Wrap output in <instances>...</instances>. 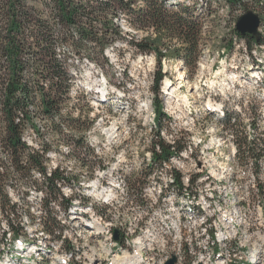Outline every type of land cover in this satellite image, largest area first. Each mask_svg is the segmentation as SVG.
<instances>
[{"label":"rangeland","instance_id":"obj_1","mask_svg":"<svg viewBox=\"0 0 264 264\" xmlns=\"http://www.w3.org/2000/svg\"><path fill=\"white\" fill-rule=\"evenodd\" d=\"M179 1H196L200 7L203 24H205V31H201V52L197 62V72L192 78L187 77L179 58L171 60L164 58V62L162 61L163 72H166V75L161 83L160 96L163 99L166 117L161 119L158 132L165 142L172 143L175 139L181 147L190 146V149H183L179 155H173L170 158L172 168L178 169L176 172L182 175H187L185 186L183 182H181L183 187L175 184L177 183L175 171L170 169L169 161L150 162L149 147L151 142L156 140L154 132L158 129L153 121L152 105V76L156 69V62L153 52L139 53L127 41L146 35L154 37V33L152 29L138 30L125 23L123 14L118 12L115 16V23L121 25L124 39L106 47L103 56L92 43L85 44L86 51L78 52L75 51L70 41L56 39L53 43L56 55L64 61L65 68L73 79L69 91L65 94V102L61 105V112L71 117H76L78 113H81V129L70 130L62 124L60 125L61 130L57 132L58 120L54 119L56 124H50L45 120L37 108V99L35 104L29 107L32 112V123L37 131L27 125L21 136L31 149L43 155L47 170L60 166L66 179L59 183L60 192L63 196L67 195L66 198H71V208L76 211L65 212L63 207L65 203L58 205L57 202L52 203L53 200L50 202L52 203L49 204L51 215L58 221L56 231L61 230L62 233L61 238L56 239L57 234L45 233L42 228V219L45 216L42 202L46 195V192L41 189L43 177L37 171L30 174L31 180L27 183L11 177L6 181L7 197L14 204L10 217L14 223H19L23 228L20 229L22 232L14 234L12 238L0 240V264H39L41 262L58 264L56 259L68 263V258L80 257L84 250L86 257L80 264H113L115 258L122 256L118 248L120 246L113 244L110 233L86 228L83 218L102 215L104 220L109 219L113 222L116 210L120 212L118 226L128 225L131 219L127 217V210L123 209V204H117L124 194L128 179L131 183L128 188L131 186L135 188L136 185L133 184L140 183V186L144 187V192L152 195L153 205H155L153 210H149L150 215L148 214L143 220V224L146 219L150 222L148 223L150 233L148 243H151L152 248L154 247V253L148 250L144 253V259L150 260L153 256L154 260L161 258L157 248H162V238H155L160 231L161 234L171 233L178 236L174 237V245L177 249L180 248L179 262L180 264H192L197 260V253L201 251L204 243H199L196 226H190V224L202 223L212 216L215 228L213 234L217 232L216 229L225 231V233H231L230 229L244 230L243 235L247 246L241 250V255L246 250V256L249 258V253L257 252L252 243H257L260 247L262 245L260 264H264V236H262V241L254 229H250V218L244 216V213L252 212L253 208L257 209V207L256 205L253 207L250 203H242L243 196L255 198L258 194L256 186H253L254 173L263 174L261 179L264 183V154L260 152L262 160L258 166L261 168L248 160L245 161L244 167V160L235 155L234 144L242 133L252 135L255 131V141L263 142L259 144L260 148L264 145V34L258 33L262 41L260 47L257 50L254 49V53L248 50L247 54H242L241 48L232 47L234 26L236 27V23L233 25L236 18L233 13L237 9L236 6L230 7L224 0ZM139 4L140 2L136 5ZM250 6L252 4L247 3L243 8L251 9ZM254 6L252 8L256 13L264 11L261 5ZM51 10L52 4L48 1L40 4L36 13L48 16L49 27L57 31L60 26L57 20L51 19ZM261 19L264 31V14ZM173 43L174 40L165 41L167 46ZM162 50L166 51V49ZM167 79L171 84L169 90H165ZM103 92L106 93L105 96L100 94ZM102 99L105 101H101ZM222 113L224 115L228 113L232 119L236 120V125L232 130L233 136L226 135L228 130H224L220 124ZM253 123L256 129H253ZM2 138L3 127L0 124V144ZM78 138L83 140L84 147L75 146L73 142ZM42 149L45 150L44 154ZM1 154L8 155L2 148ZM184 161H187L188 165ZM97 163H105V171L97 173L93 168ZM180 165H183L182 168ZM31 181H35V184ZM11 183L13 186L9 185ZM263 191L259 190V196L263 197L264 202ZM155 200H158L157 203H154ZM1 201L0 198V203ZM159 207H163L161 215L156 214ZM225 212H229L230 215L227 221L225 218L222 219ZM8 217L6 213H0V238L3 231L6 233L11 231L7 226ZM143 224V229H145V224ZM187 226L189 229H186ZM123 232L130 233V229L124 228ZM152 236L154 237L151 238ZM16 238L18 241H15ZM132 238L134 239L135 235ZM113 240H116L114 234ZM64 241H69V245L65 247ZM215 242L217 246H215L214 254L219 256L224 250L223 243L218 242L217 239ZM69 247H72L71 257H68ZM132 254L131 251L130 255Z\"/></svg>","mask_w":264,"mask_h":264},{"label":"trees","instance_id":"obj_2","mask_svg":"<svg viewBox=\"0 0 264 264\" xmlns=\"http://www.w3.org/2000/svg\"><path fill=\"white\" fill-rule=\"evenodd\" d=\"M48 1L52 4L51 19L57 20L60 26L57 31L49 27L48 16L36 13L40 4ZM224 1L230 7L247 4L244 0ZM250 1L252 7H255L254 5L264 7V0ZM138 2L140 4L136 5ZM199 8L196 1L179 0L174 2L172 0H0V124L3 127L0 149L6 150L10 159L8 168L4 171L0 170L2 199L0 213L9 216L7 226L13 235L22 232L20 229L23 227L19 223H14L10 217L14 204L7 197L6 181L15 177L27 183L31 180L30 174L37 171L43 177L41 189L46 192L42 202L45 214L42 228L49 234H57L56 239L62 236L61 230L56 232L58 221L51 215L48 207L50 197H60L61 179H58L59 173L55 169L58 168L63 175L62 170L60 166L47 170L43 155L31 149L21 138L27 125L37 131L32 123V112L29 109L37 99V108L43 118L50 124H56L55 118L58 120L57 132L61 130L62 124L70 130L81 129V113L71 117L61 112L65 94L69 91L73 79L68 74L64 61L56 55L54 41L56 39L70 41L77 52L86 51L85 44L92 43L103 56L106 47L124 39L121 25L115 23L118 12L123 14V21L134 28L143 31L152 29L154 37L146 35L139 39H130L127 43L139 53H154L156 69L152 76V105L153 121L158 128L154 135H157L161 119L166 117L163 99L160 96V86L166 75V72H163L162 59L179 58L187 77L192 78L195 75L201 52L200 38L203 25ZM257 13L260 19L259 27L263 22L261 17L264 11ZM236 21L235 18L234 22ZM236 32L234 26V34ZM258 33L261 35L259 31ZM243 36L246 37L250 49L256 42L255 37L250 34ZM166 40L169 42L174 40V43L167 46ZM220 122L222 128L228 130L226 135L233 136L232 130L236 120L226 113ZM255 142L247 141L246 135L242 133L235 141L236 157L258 166L262 158L261 154L264 153V145L260 150V146ZM73 143L79 148L84 147L81 138ZM157 144L160 152L155 151V141H152L149 147L152 163L167 162L162 159L178 155L182 150L175 139L172 143H166L157 137ZM42 152L44 154L45 150L42 149ZM257 153L259 159L255 160ZM251 157L254 160H250ZM176 182L175 184L183 187L178 179ZM31 183L35 184V181ZM11 184L9 185L13 186ZM66 199L64 211H67L71 203V198ZM2 239H5L3 234L0 240ZM70 249L71 247L68 248L69 251Z\"/></svg>","mask_w":264,"mask_h":264},{"label":"built area","instance_id":"obj_3","mask_svg":"<svg viewBox=\"0 0 264 264\" xmlns=\"http://www.w3.org/2000/svg\"><path fill=\"white\" fill-rule=\"evenodd\" d=\"M244 1L246 3L251 4L250 0H244ZM243 6L245 5L236 6L237 9L233 13L236 16V19H238V17L242 15L246 10H251V9L254 10L252 6H250L251 9H245L243 8ZM253 10L251 11L255 13V10L254 11ZM230 13L232 12L230 11ZM257 32H258V27H257ZM261 41H262V38L259 37V41L255 42L249 49L247 45L246 37L239 34V32L237 31L232 40V47L241 48L242 54H247L248 50L254 53V49H257L258 47H260ZM163 60L164 58L162 59V61ZM255 126L256 125L253 123V129H256ZM157 137L158 138L160 137L162 140H163V137L161 136L160 132H158L156 135L155 151L160 152V147L157 144ZM246 138H247V141L253 140L255 142V131L252 132V135L251 133H246ZM255 143L259 145L262 142H255ZM181 149H190V146L189 145L188 147L183 146L181 147ZM257 159H258V153H257L255 160ZM9 160H10L9 154L7 156L4 154L2 155L1 149H0V170L1 171H4L8 168ZM162 160L169 161L170 169L175 171L176 179L183 182V185L185 186V180H187V175H182L176 172V170L172 168L171 159H162ZM250 160H254V159L251 157ZM184 163L188 165L187 161H184ZM92 165L94 164L92 163ZM244 167H245V161H244ZM93 168L96 169L97 173H101L105 171V163H102V164L97 163V165L94 166ZM55 170L59 173L58 179H61V182H64V180H66L65 176H63L61 172L58 171V168ZM262 176L263 174H255V173H254V176H252L254 180L253 186H256V190L258 191V194L255 196V198H253V196L252 197L243 196L242 198V203H250V204H253V207L254 205H256L257 207V209L253 208L252 212L244 213V216H248V218H250V229H254L255 233L260 236V239H262V236H264V202H263V197L259 196V193H260L259 188H261L262 191L264 190V183H263V180L261 179ZM130 179L132 180V178ZM161 180H163L162 177H161ZM130 184H131L130 180L128 179V181L126 182L124 194L118 200V204H123V209H127V217H130L132 226H141L142 228L144 217L148 216L149 210H153V206L155 205H153V198L150 197L148 193L144 192L143 186H140V183H136V184L134 183L133 185H136V187L132 188L131 186V188L129 187L130 188L129 189L128 185L130 186ZM58 197L57 198L50 197L48 199V207H49V204H52L55 202H57L58 204L67 202L66 196H63V193L61 194L60 192V197L59 198ZM188 197H190V195H188ZM208 197H209V194H208ZM62 198L64 199V201H62L63 200ZM54 200H58V201H54ZM119 215H120V212H116L115 210V218L113 221V227H106V231L111 232L112 242H113L114 232H117V234H120L118 232ZM190 226H196V232H197V236L199 237V243H207V250H203V254H199L198 263L214 264V261H211L210 259V249L213 245V231H214V226L212 223V216L209 217L208 220H206L204 223L194 222ZM186 229H189V226H187ZM3 235H4V238H12L11 236H13L11 231H8V233L3 231ZM174 237H176V234H161L160 231L158 234L155 235V238H162V248H157V252L161 254V264L166 263V261L170 259L172 256L176 258L175 264H179V260L181 259L180 249H177V247L174 245ZM64 243L66 247L69 241H64ZM114 243L115 242H113V244ZM122 243H127V240H125V234H122ZM240 249H241L240 244H237L238 254H240ZM85 257H86V252L84 250L83 253L80 254V257H71V258H68L67 260H68V263L80 264L81 261L85 259ZM111 258H113V256ZM230 263L232 262H229V257H228V259H226V264H230Z\"/></svg>","mask_w":264,"mask_h":264},{"label":"bare ground","instance_id":"obj_4","mask_svg":"<svg viewBox=\"0 0 264 264\" xmlns=\"http://www.w3.org/2000/svg\"><path fill=\"white\" fill-rule=\"evenodd\" d=\"M223 6V5H222ZM226 7V6H225ZM211 8V7H210ZM209 8V9H210ZM227 9H228V7H227ZM207 10V9H206ZM203 11V10H202ZM224 11V10H223ZM228 11V10H227ZM214 13V12H213ZM208 14H209V12H208ZM225 14V13H224ZM256 14V13H255ZM212 15V14H211ZM230 15V14H229ZM208 16V15H207ZM227 16V15H226ZM228 17V16H227ZM260 20V19H259ZM207 21V20H206ZM237 22V21H236ZM236 22H233V25H235V23ZM205 23V22H204ZM209 24V23H208ZM204 25L205 24H203L202 25V30L203 31H205L204 30ZM259 25V24H258ZM201 30V31H202ZM207 31V30H206ZM258 31L263 35L264 34V31L262 30V25L261 26H259L258 27ZM149 34V33H148ZM234 34V33H233ZM235 35V34H234ZM234 35H233V37H234ZM143 36V35H142ZM233 37H232V39H233ZM141 38V37H140ZM131 42V41H130ZM228 45H229V43H228ZM227 45V46H228ZM226 48H228V47H226ZM235 48V47H234ZM231 49V48H230ZM257 50V49H256ZM225 51V50H224ZM226 51H228V50H226ZM203 52V51H202ZM233 52V51H232ZM223 53V52H222ZM234 53V52H233ZM200 57V56H199ZM166 59V58H165ZM164 62V61H163ZM169 82H170V80L169 79H167L166 80V86H165V90L167 89V90H169V88L171 87V84H169ZM246 129V128H245ZM216 138V137H215ZM262 138V137H261ZM232 142V141H231ZM263 143V142H262ZM235 144V143H234ZM236 148V147H235ZM183 150V149H182ZM181 150V151H182ZM185 150V149H184ZM180 151V152H181ZM180 152H179V154H180ZM151 153V152H150ZM202 153V152H201ZM178 154V155H179ZM183 154H185V153H183ZM262 154H264V153H262ZM235 155H236V153H235ZM176 156V155H175ZM264 156V155H263ZM261 157H262V155H261ZM170 158H172V156L170 157ZM169 158V159H170ZM176 158V157H175ZM186 159V158H185ZM188 159V158H187ZM259 159V158H258ZM183 160V159H182ZM261 160H262V158H261ZM260 160V161H261ZM178 161V160H177ZM233 161V160H232ZM168 162V161H167ZM165 163V162H164ZM180 163V162H179ZM55 164V163H54ZM172 164V163H171ZM239 164V163H238ZM258 164V163H257ZM110 165V164H109ZM145 165V164H144ZM168 165V164H167ZM175 165V164H174ZM231 165V164H230ZM259 165V164H258ZM261 165V164H260ZM106 166V165H105ZM181 166V165H180ZM183 166V165H182ZM182 166H181V168H182ZM186 166V165H185ZM112 167V166H111ZM115 167V166H114ZM120 167V166H119ZM126 167V166H125ZM257 167V166H256ZM258 167H260L261 168V166H258ZM87 168V167H86ZM122 168V167H121ZM145 168V167H144ZM184 168V167H183ZM214 168V167H213ZM250 168V167H249ZM119 169V168H118ZM127 169V168H126ZM155 169V168H154ZM164 169V168H163ZM166 169V168H165ZM51 169H49V171H50ZM81 170V169H80ZM124 170V169H123ZM153 170V169H152ZM160 170V169H159ZM176 170H178V169H176ZM256 170V169H255ZM254 170V171H255ZM85 171V170H84ZM94 171V170H93ZM109 171V170H108ZM107 171V172H108ZM140 171V170H139ZM168 171V170H167ZM116 172V171H115ZM128 172V171H127ZM133 172V171H132ZM152 172V171H151ZM220 172V171H219ZM231 172V171H230ZM64 173V172H63ZM86 173H87V171H86ZM118 173V172H117ZM164 173V172H163ZM211 173V172H210ZM258 173V172H257ZM89 174V173H88ZM87 174V175H88ZM106 174V173H105ZM110 174V173H109ZM169 174H171V173H169ZM203 174V173H202ZM206 174V173H205ZM108 175V174H107ZM143 175V174H142ZM153 175V174H152ZM192 175V174H191ZM194 175V174H193ZM65 176V175H64ZM92 176V175H91ZM96 176V175H95ZM115 176V175H114ZM157 176V175H156ZM167 176V175H166ZM174 176V175H173ZM98 177V176H97ZM109 177V176H108ZM143 177V176H142ZM197 177V176H196ZM199 177V176H198ZM90 178V177H89ZM99 178V177H98ZM125 178V177H124ZM146 178V177H145ZM172 178V177H171ZM71 179V178H70ZM102 179V178H101ZM107 179H109V178H107ZM106 179V180H107ZM115 179V178H114ZM143 179V178H142ZM173 179V178H172ZM144 180V179H143ZM156 180V179H155ZM157 180H159V178L157 179ZM169 180V179H168ZM73 181V180H72ZM91 181H93V180H91ZM187 181V180H186ZM185 181V182H186ZM195 181H197V180H195ZM141 182V181H140ZM152 182V181H151ZM162 182V181H161ZM160 182V183H161ZM181 182V181H180ZM106 183V182H105ZM116 183H118V182H116ZM142 183V182H141ZM100 184V183H99ZM109 184V183H108ZM111 184V183H110ZM150 184V183H149ZM195 184V183H194ZM122 185V184H121ZM126 185V184H125ZM179 185V184H178ZM100 186V185H99ZM146 186V185H145ZM156 186V185H155ZM191 186H192V184H191ZM97 187V186H96ZM121 187V186H120ZM66 188V187H65ZM105 188H107V187H105ZM111 188V187H110ZM144 188V187H143ZM103 189V188H102ZM108 189V188H107ZM125 189V188H124ZM181 189V188H180ZM68 190V189H67ZM95 190V189H94ZM153 190V189H152ZM236 190V189H235ZM96 191V190H95ZM107 191V190H106ZM119 191V190H118ZM146 191V190H145ZM159 191V190H158ZM163 191V190H162ZM103 192V191H102ZM113 192V191H112ZM117 192V191H116ZM225 192V191H224ZM236 192V191H235ZM120 193V192H119ZM118 193V194H119ZM154 193H155V191H154ZM175 193V192H174ZM179 193V192H178ZM184 193V192H183ZM188 193V192H187ZM195 193V192H194ZM67 194V193H66ZM105 194V193H104ZM123 194V193H122ZM168 194V193H167ZM171 194V193H170ZM81 195V194H80ZM185 195V194H184ZM193 195V194H192ZM41 196V195H40ZM67 196V195H66ZM116 196V195H115ZM152 196V195H151ZM150 196V197H151ZM159 196V195H158ZM163 196V195H162ZM210 197V196H209ZM219 197V196H218ZM226 197V196H225ZM108 198V197H107ZM161 198V197H160ZM159 198V199H160ZM169 198V197H168ZM171 198V197H170ZM190 198V197H189ZM223 198V197H222ZM229 198V197H228ZM234 198V197H233ZM44 199V198H43ZM81 199V198H80ZM114 199V198H113ZM158 199V200H159ZM196 199V198H195ZM213 199H214V197H213ZM82 200V199H81ZM108 200H109V198H108ZM158 200H155V202L154 203H157V201ZM170 200V199H169ZM216 200V199H215ZM214 200V201H215ZM226 200H229V199H226ZM116 201V200H115ZM204 201H205V199H204ZM231 201H233V200H231ZM172 202V201H171ZM111 203V202H110ZM161 203V202H160ZM180 203V202H179ZM198 203V202H197ZM219 203V202H218ZM223 203V202H222ZM228 203V202H227ZM108 204V203H107ZM118 204V203H117ZM176 204V203H175ZM206 204H208V203H206ZM229 204V203H228ZM228 204H226V205H228ZM231 204V203H230ZM232 204H233V202H232ZM158 205V204H157ZM197 205V204H196ZM195 205V206H196ZM212 205H214V204H212ZM216 205V204H215ZM235 205V204H234ZM79 206V205H78ZM172 206V205H171ZM194 206V207H195ZM233 206V205H232ZM231 206V207H232ZM72 204L70 203L69 204V206H68V209H67V211L69 210V211H71V212H73V211H76V210H73L72 208ZM99 207V206H98ZM108 207V206H107ZM165 207V206H164ZM185 207H186V205H185ZM200 207V206H199ZM228 207V206H227ZM81 208V207H80ZM224 208V207H223ZM234 208V207H233ZM114 209V208H113ZM116 209V208H115ZM219 209V208H218ZM235 209H236V207H235ZM239 209V208H238ZM241 209H243V208H241ZM88 210V209H87ZM97 210V209H96ZM121 210H122V208H121ZM127 210V209H126ZM206 210V209H205ZM214 210V209H213ZM230 210H233V209H230ZM66 211V210H65ZM82 212V211H81ZM167 212H169V211H167ZM182 212V211H181ZM93 213V212H92ZM98 213V212H97ZM122 213H124V212H122ZM170 213V212H169ZM188 213V212H187ZM202 213V212H201ZM234 213V212H233ZM81 214V213H80ZM156 214L157 215H161V214H163V207H159L157 210H156ZM199 214V213H198ZM210 214V213H209ZM222 214V213H221ZM220 214V215H221ZM105 215V214H104ZM113 215V214H112ZM150 215V214H149ZM173 215V214H172ZM182 215V214H181ZM197 215V214H196ZM201 215V214H200ZM214 215V214H213ZM223 215H225L224 217H222ZM223 215L221 216L222 217V219H224L225 218V221H227V220H229V212H225V213H223ZM238 215V214H237ZM65 216V215H64ZM80 216V215H79ZM94 216V215H93ZM107 216V215H106ZM122 216V215H121ZM125 216V215H124ZM165 216V215H164ZM175 216H176V214H175ZM192 216H193V214H192ZM59 217V216H58ZM82 217H84V216H82ZM96 217V218H95ZM95 217H91V216H89V217H87V218H83V219H85V222H86V228H88V229H90V230H98V232L100 231H104L105 233H110V239H111V232L110 231H106V227H113V222H111L109 219L108 220H104L103 218H102V215H100V216H95ZM108 217V216H107ZM208 217V216H207ZM239 217V216H238ZM62 218V217H61ZM80 218V217H79ZM95 218V219H94ZM105 218V217H104ZM110 218V217H109ZM174 218V217H173ZM178 218V217H177ZM233 218V217H232ZM70 219V218H69ZM121 219V218H120ZM153 219V218H152ZM172 219V218H171ZM183 219V218H182ZM203 219V218H202ZM222 219H221V221H222ZM239 219V218H238ZM243 219V218H242ZM144 220V219H143ZM167 220V219H166ZM195 220H197V219H195ZM194 220V221H195ZM207 219H205V221H206ZM244 220V219H243ZM75 221V220H74ZM112 221H114V220H112ZM156 221V220H155ZM163 221V220H162ZM180 221V220H179ZM198 221V220H197ZM205 221H203L202 223H204ZM238 221H240V220H238ZM168 222V221H167ZM177 223H178V220L176 221ZM201 222V221H200ZM71 223V222H70ZM80 223V222H79ZM148 223H150L149 221H148V219H146V221H144V224H145V229H143V226H142V228H141V226H132V224H131V221H130V223H128V225H119L118 226V231H119V233L120 234H117V239L116 240H113V242H115L114 243V245H119L120 247H118V248H120V251L119 252H121V254H122V256H119V257H117V258H115L114 259V263L113 264H161V258L160 259H158V260H154V254L152 255L153 257L149 260V259H144V253H147V251L148 250H151L152 252L154 251V247L152 248V246L148 243V240L150 239V233H149V227H148ZM173 223V222H172ZM199 223V222H198ZM228 223V222H227ZM234 223V222H233ZM39 224V223H38ZM143 224V223H142ZM143 224V225H144ZM160 224H162V223H160ZM225 224V223H224ZM69 225V224H68ZM150 225V224H149ZM171 225V224H170ZM173 225V224H172ZM182 225V224H181ZM191 225V224H190ZM218 225V224H217ZM227 225V224H226ZM242 225V224H241ZM66 226V225H65ZM222 226V225H221ZM151 227H153V226H151ZM184 227V226H183ZM195 227V226H194ZM65 228V227H64ZM67 228V227H66ZM124 228H129L130 229V233L128 232H123L124 231ZM160 228V227H159ZM228 228V227H227ZM84 229V228H83ZM153 229H155V228H153ZM172 229V228H171ZM215 229V228H214ZM244 229V228H243ZM229 230V229H228ZM187 231V230H186ZM216 233L215 234H213V245H212V247H211V249H210V259H211V261H214V264H226V259H228V257H229V262H232V263H230V264H260L261 263V259H260V257H261V253H262V245H261V247L257 244V243H252L253 244V247L255 248V250H257V252L255 251L254 252V254H252V253H249V258H247V256H246V254H247V251L245 250L244 251V253L241 255V253L240 254H238V252H237V244H240V246H241V249H240V252H241V250L242 249H244L247 245H246V243H245V238H244V230L242 231V230H239V229H234V230H232V229H230L229 231H231V233H229V232H226L225 233V231L223 232L222 230H217L216 229ZM157 232V231H156ZM173 232V231H172ZM179 232V231H178ZM181 232H182V230H181ZM191 232V231H190ZM193 232V231H192ZM46 233V232H45ZM85 233V232H84ZM158 233V232H157ZM184 233V232H183ZM196 233V232H195ZM100 234V233H99ZM122 234H125V240H127V243H122ZM171 234V233H170ZM88 235V234H87ZM118 235H119V238H118ZM133 235H135V238L133 239L132 238V236ZM83 236V235H82ZM102 236V235H101ZM196 236V235H195ZM84 237V236H83ZM102 237H104V236H102ZM154 236H152L151 238H153ZM178 236H176V238H177ZM191 237V236H190ZM249 237V236H248ZM248 237H246V238H248ZM257 237V236H256ZM63 238V237H62ZM217 239V241L218 242H222L223 244V247H224V250L223 251H221V255H216V253L214 254V250H215V246H217L216 245V242H215V239ZM255 238V237H254ZM259 238V237H258ZM87 239V238H86ZM155 239V238H154ZM153 239V240H154ZM196 239V238H195ZM22 240H23V238H22ZM108 240V239H107ZM112 240V239H111ZM158 240V239H157ZM162 240V239H161ZM255 240V239H254ZM260 240V239H259ZM14 241V240H13ZM18 241V240H17ZM84 241V240H83ZM104 241V240H103ZM106 241V240H105ZM156 241V240H155ZM262 241H263V239H262ZM10 242V241H9ZM151 242V241H150ZM195 242V241H194ZM246 242H248L247 240H246ZM157 243V242H156ZM177 243V242H176ZM182 243V242H181ZM197 243V242H196ZM3 244V243H2ZM11 244V243H10ZM9 244V245H10ZM13 244V243H12ZM16 244V243H15ZM19 244V243H18ZM22 244V243H21ZM106 244H108V243H106ZM157 244H159V242L157 243ZM221 244V243H220ZM1 245V244H0ZM43 245V244H42ZM69 245V244H68ZM113 245V244H112ZM181 245V244H180ZM200 245V244H199ZM202 245V244H201ZM160 246V245H159ZM186 246V245H185ZM191 246V245H190ZM214 246V247H213ZM11 247V246H10ZM32 247V246H31ZM51 247V246H50ZM97 247V246H96ZM158 247V246H157ZM179 247V246H178ZM188 247H189V245H188ZM72 248V247H71ZM95 248V247H94ZM113 248H114V246H113ZM159 248V247H158ZM220 248H221V246H220ZM86 249V248H85ZM178 249H180V248H178ZM218 249V248H217ZM259 249H260V252H259ZM24 250V249H23ZM59 250V249H58ZM94 250V249H93ZM186 250H187V248H186ZM197 250V249H196ZM201 251L199 252L198 250V253H197V260L196 261H194L192 264H199L198 263V258H199V254H203V250H207V243H204V245H203V248L202 249H200ZM57 251V250H56ZM74 251H75V249H74ZM101 251V250H100ZM117 251V250H116ZM130 251V252H129ZM131 251H132V255H130L131 254ZM183 251V250H182ZM67 252V251H66ZM189 252V251H188ZM219 252V251H218ZM217 252V253H218ZM258 252H259V254H258ZM33 253V252H32ZM43 253V252H42ZM105 253H107V252H105ZM154 253V252H153ZM40 254V253H39ZM64 254V253H63ZM72 252L70 251V254L68 255V257H71L72 255ZM116 254L118 255V252H116ZM189 254V253H188ZM191 254H193V252L191 253ZM25 255H26V253H25ZM45 255V254H44ZM148 255V254H147ZM33 256V255H32ZM61 256V255H60ZM88 256V255H87ZM102 256V255H101ZM183 256V255H182ZM34 257V256H33ZM64 257V256H63ZM90 257H91V255H90ZM105 257V256H104ZM194 257V256H193ZM27 258V257H26ZM35 258V257H34ZM57 258V257H56ZM156 258V257H155ZM264 259V258H263ZM22 260V259H21ZM29 260V259H28ZM36 260V259H35ZM44 260V259H43ZM152 260V261H151ZM187 260V259H186ZM37 261V260H36ZM42 261V260H41ZM264 261V260H263ZM32 262V261H31ZM68 262V261H67ZM95 262V261H94ZM183 262V261H182ZM185 262V261H184ZM87 263V262H86ZM263 263V262H262ZM32 264V263H31ZM88 264V263H87ZM100 264V263H99ZM110 264V263H109ZM112 264V263H111ZM165 264V263H164ZM179 264H180V262H179ZM185 264V263H184Z\"/></svg>","mask_w":264,"mask_h":264},{"label":"water","instance_id":"obj_5","mask_svg":"<svg viewBox=\"0 0 264 264\" xmlns=\"http://www.w3.org/2000/svg\"><path fill=\"white\" fill-rule=\"evenodd\" d=\"M259 24V16L252 12L251 10H246L242 15H240L236 22V30L241 34H250L255 37L256 41H259V34L257 32V27ZM114 238L117 239V233H114ZM176 258L171 257L165 264H174Z\"/></svg>","mask_w":264,"mask_h":264}]
</instances>
